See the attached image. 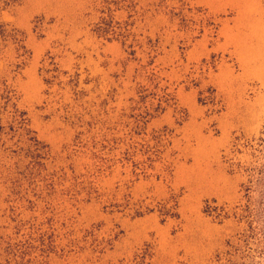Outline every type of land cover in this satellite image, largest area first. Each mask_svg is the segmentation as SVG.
Returning <instances> with one entry per match:
<instances>
[{"label":"rangeland","instance_id":"rangeland-1","mask_svg":"<svg viewBox=\"0 0 264 264\" xmlns=\"http://www.w3.org/2000/svg\"><path fill=\"white\" fill-rule=\"evenodd\" d=\"M159 2L111 7L106 39L100 0H0V245L51 225L46 264H264L239 217L264 199V0ZM28 140L35 212L8 183Z\"/></svg>","mask_w":264,"mask_h":264},{"label":"trees","instance_id":"trees-1","mask_svg":"<svg viewBox=\"0 0 264 264\" xmlns=\"http://www.w3.org/2000/svg\"><path fill=\"white\" fill-rule=\"evenodd\" d=\"M100 1L104 5L108 16L100 18L94 32L98 38L108 39V37L114 33L113 28L115 24L110 16L111 12H113L111 7L117 11L122 10L123 7L133 9L137 0ZM176 1L181 2V0ZM158 5V7L164 8L165 0H160ZM4 89L7 88L5 87ZM4 100L7 104L11 102L12 97L10 91L5 90ZM140 101H144V97H141ZM161 104L162 102H159L157 106V112L160 113H162ZM13 110V121L18 124V129L22 130L25 125V114L17 112L14 108ZM28 142L30 144L26 156H24L27 162L26 164H22V170L17 169L13 174L11 173L9 175L8 183L11 189L10 198L17 203H22L26 211L35 212L37 203H43L44 201L43 190L47 184L43 173L46 169L42 163L43 153L39 150V143L36 140H28ZM124 155V159L127 161L126 157L129 155L128 152ZM260 176L264 179V172H260ZM46 196L49 197L50 194H46ZM30 197L33 198V201L30 200ZM260 204L262 208L259 211L252 213L251 209L246 207L243 210V214L239 216L240 220L246 224L249 232L255 230V225L263 226L264 228V199ZM13 213L12 216H14ZM15 220V218H11L13 223H15ZM49 227L50 228H47V230H43L41 226L38 227L35 226V224H30L28 226L20 223L16 224L14 227L16 239L7 238L6 241L2 240V244L0 245V258L4 257L5 264H46V258L51 254L57 253V237L51 225ZM24 231L25 233L21 234Z\"/></svg>","mask_w":264,"mask_h":264}]
</instances>
